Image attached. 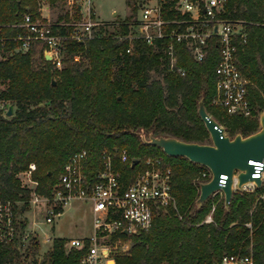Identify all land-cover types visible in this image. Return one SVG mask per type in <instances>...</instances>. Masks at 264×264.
<instances>
[{
  "label": "trees",
  "instance_id": "1",
  "mask_svg": "<svg viewBox=\"0 0 264 264\" xmlns=\"http://www.w3.org/2000/svg\"><path fill=\"white\" fill-rule=\"evenodd\" d=\"M167 7L163 18L178 16ZM36 10L34 0H0V36L10 38L0 51V101H8L11 109L10 114L0 110V200L27 202L29 192L17 174L31 163L38 192L49 196L68 158L81 148L88 150L85 173L90 178L103 148L125 150L129 159L161 156L172 168L177 209L155 213L150 227L133 235L130 254L117 257L116 264H214L225 253L250 250L254 263L264 264V208L254 195L233 193L228 206L223 200L217 203L212 222L201 223L214 202L208 199L196 206L192 180L202 167L182 156H167L145 141L153 136L207 144L209 133L197 113L200 100L231 138L258 130L255 119L228 116L211 104L219 61L216 43L209 41L202 61L194 60L183 43H175L177 66L185 70L180 76L166 72L162 49L139 39H117L128 31L120 24L107 37L66 41L63 66L56 70L38 59L35 50L11 53L18 46L11 40L18 29L10 25ZM224 14L245 24L248 40L239 46L237 58L252 83V105L262 110L264 0H226ZM113 164L124 184L139 168L116 156ZM248 222L251 228L245 226ZM65 244V239L54 237L39 264H81L86 247L67 250ZM38 247L32 238L25 254ZM22 256L14 242L0 243V264H23Z\"/></svg>",
  "mask_w": 264,
  "mask_h": 264
},
{
  "label": "built area",
  "instance_id": "2",
  "mask_svg": "<svg viewBox=\"0 0 264 264\" xmlns=\"http://www.w3.org/2000/svg\"><path fill=\"white\" fill-rule=\"evenodd\" d=\"M34 1L38 5L36 15L25 12L20 22L10 25L18 29L11 39L17 41L18 46L11 53L35 50L38 59L61 70L66 41L83 42L107 37L116 32L120 24H124L128 29L127 34H118L115 36L117 39H139L162 49L168 60L166 72L184 76L185 70L177 66L175 43H183L194 60L202 61L209 41H214L218 47L219 61L215 67V89L211 104L229 115L246 118L252 115L253 105L249 97L252 83L242 72L237 58L238 48L247 43L248 34L244 22L225 17L226 0H133L137 14L131 21L98 20L88 5L81 19L53 21L49 5L44 0ZM66 1L74 3L78 10L84 8L82 0ZM165 4L168 5V11L178 16L163 18ZM8 40L10 38L0 36V51H3ZM126 52L130 54L132 47H128ZM4 105L5 102L0 101V106ZM99 155L98 168L90 178L85 173L88 150L81 148L72 153L49 196L37 190L38 182L32 178L35 170L33 163L29 164L27 170L19 172L17 177L21 186L28 190L29 199L27 202L0 200V243L14 242L17 250L25 254L31 239L38 241L43 223L52 227L55 219L72 202L80 200L91 204L93 234L84 239L73 238L65 245L77 249L86 247L81 264H108L109 261L115 264L112 249L101 241L110 240L115 234L126 236L147 230L159 210L177 209L172 168L161 156L129 159L125 150L113 152L107 148L101 149ZM115 156L130 165L134 159L139 160L134 166L139 165V168L128 184L123 183L121 173L114 167ZM249 163L253 165L252 178L260 179L261 185L256 186L253 181H249L239 189L237 176L241 170L235 169L232 191L253 194L256 203L264 208V162L250 160ZM200 166L202 169L192 180L197 192L196 200L201 185L212 178L210 169ZM226 179L227 175L221 174L219 185L224 186ZM208 199L214 202L201 223L213 221L212 213L217 203L224 201L222 189L213 191ZM36 217L40 218L38 222ZM245 226L251 228V223H245ZM41 233L45 237L44 242L54 238L43 231ZM214 264L255 263L250 250L249 253H225Z\"/></svg>",
  "mask_w": 264,
  "mask_h": 264
},
{
  "label": "water",
  "instance_id": "3",
  "mask_svg": "<svg viewBox=\"0 0 264 264\" xmlns=\"http://www.w3.org/2000/svg\"><path fill=\"white\" fill-rule=\"evenodd\" d=\"M52 83L54 84L55 81ZM10 112L9 108L8 114ZM197 113L209 133V144L189 143L173 137L153 136L145 141L161 148L168 156H182L210 169L212 178L200 187V194L196 200L198 207L202 206L210 194L217 189H222L224 205L228 206L233 195L232 175L235 169L241 170L237 176L239 189L249 181H253L256 186L261 185L260 179L252 178L253 165L249 161L264 162V113L259 116L260 128L256 132L248 136L238 133L232 138L226 135L223 127L207 113L202 100L198 103ZM138 162V159H134L131 166L134 167ZM221 174L227 175L224 186L219 185Z\"/></svg>",
  "mask_w": 264,
  "mask_h": 264
},
{
  "label": "rangeland",
  "instance_id": "4",
  "mask_svg": "<svg viewBox=\"0 0 264 264\" xmlns=\"http://www.w3.org/2000/svg\"><path fill=\"white\" fill-rule=\"evenodd\" d=\"M51 9V19L55 20H78L85 15V7L88 5L95 13V17L98 20L103 21H131L136 16V9L133 7V0H82L84 8L78 10L74 3L68 2L66 0H57L55 3H50L48 0H44ZM36 3V7L37 2ZM37 11V10H36ZM36 15L35 12L32 13ZM10 108L8 101L5 102L4 106H0V110L4 111ZM228 116L226 111L222 110ZM264 113V108L262 110H257L253 106V113L249 118L255 119L258 122V129L260 128L259 116ZM211 117L213 114L210 115ZM213 118V117H212ZM223 127L226 135L229 136V130ZM210 143V137L209 142ZM168 156V155H167ZM21 215H23L21 213ZM27 215V214H25ZM93 214L91 211V204L88 202H83L76 200L72 202L63 212L60 217H57L52 225H41L40 234H38L39 247L37 250L29 251L27 254H23L22 262L23 264H39L44 252L50 248L52 241L44 242V235L42 231L51 237H60L65 239L66 242L73 238L84 239L90 237L93 234L92 225ZM40 220L36 217V221ZM139 232L135 233L138 234ZM135 234L122 236L120 234L112 235L110 240L101 241L107 243L108 247L112 249V257L116 264V258L120 256L129 255L132 247V237ZM69 249L68 245L66 246ZM112 264H114L112 262Z\"/></svg>",
  "mask_w": 264,
  "mask_h": 264
},
{
  "label": "bare ground",
  "instance_id": "5",
  "mask_svg": "<svg viewBox=\"0 0 264 264\" xmlns=\"http://www.w3.org/2000/svg\"><path fill=\"white\" fill-rule=\"evenodd\" d=\"M108 264H112V261H109Z\"/></svg>",
  "mask_w": 264,
  "mask_h": 264
}]
</instances>
